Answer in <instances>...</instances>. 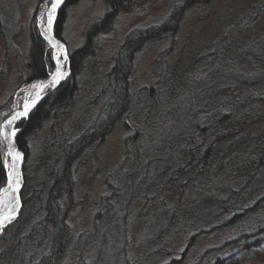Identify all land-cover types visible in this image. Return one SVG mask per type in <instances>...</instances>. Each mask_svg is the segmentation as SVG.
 Listing matches in <instances>:
<instances>
[{"label": "rangeland", "instance_id": "obj_1", "mask_svg": "<svg viewBox=\"0 0 264 264\" xmlns=\"http://www.w3.org/2000/svg\"><path fill=\"white\" fill-rule=\"evenodd\" d=\"M179 1L68 2L60 39L65 74L17 122L19 133L71 76V53L88 37L89 47L71 96L43 118L27 153L17 143L30 175L26 184L22 174L18 216L0 230V264H37L49 251L43 204L50 179L67 145L83 133L88 139L71 157V236L58 264H264L257 232L264 227V0H192L168 28ZM51 3L0 0L7 174L3 124L23 105L25 87L54 69L45 32ZM151 26L159 29L132 50L127 106L104 136H95L92 127L114 96L120 47L133 31ZM34 33L52 62L44 76L32 73ZM24 201L33 211L19 221ZM254 240L261 245L236 253Z\"/></svg>", "mask_w": 264, "mask_h": 264}, {"label": "trees", "instance_id": "obj_2", "mask_svg": "<svg viewBox=\"0 0 264 264\" xmlns=\"http://www.w3.org/2000/svg\"><path fill=\"white\" fill-rule=\"evenodd\" d=\"M71 1L74 0H66L65 6H63L59 11L55 27V35L59 39H62L61 33L62 26L65 20L67 4ZM111 1L116 7L119 3H122L125 0ZM191 1L192 0H180L174 6L169 23L166 24L168 25V28H170L171 25L176 23V17L179 16V10L182 8L183 4H187L188 2L190 3ZM207 1L209 0H204V2ZM111 13L113 14L112 11H109V13H107L106 15L109 14L110 16ZM158 29L159 28H156L155 26H151V28L147 29H137L136 31H133L131 34H129L125 42L120 47L114 66V72L116 77L114 96L113 99H111V101L109 102L104 112L105 116L103 117L104 114L100 116L94 124L95 130L92 127V133L94 131L95 136H104L105 132L110 129L114 118L118 117L121 114L122 110L127 106V81L129 76L128 72L131 67L132 50L137 48L140 45L141 41L147 38V35L151 34L152 36V33L157 31ZM38 37L39 36L36 33L33 34V42L31 48V68L33 74H39L44 76V74L46 73V69L52 68V62L50 60L49 54H47V56H44V52L46 51L44 50L43 44ZM149 39H151V37ZM88 44L89 37L82 47L78 48L73 53H71V56L69 57L71 76H69L67 81L61 83L59 87L54 90L49 97L43 99V101H41L37 105V107L32 111L28 120L22 122L21 126L23 130L18 135L17 143L25 153H27L25 148L28 138L31 136V134H34L37 129L41 126V121L47 115V113L52 112L55 106L64 103L71 96V93L75 87L74 75L76 73L78 74L80 71L79 69L81 64V58L86 53L87 47H89ZM92 133H90L89 131L86 134L91 136ZM87 139L88 138L86 137L85 133H83L81 137L77 138L76 140L67 145L64 150L61 163L59 164L57 169L54 170L53 175L50 179V187L45 197V203L43 204V218L49 225V230L52 233V238L49 251L45 254L44 257L37 261V264H58L62 257V252L64 251L63 249L69 241L71 231L70 226L67 222V216L68 211L72 208L74 202L73 190L75 187L74 174L71 169V157L86 142ZM1 151L2 149L0 146V189L2 185L5 184V182L7 181V170L4 165L3 155ZM23 173L25 176L24 182H26L27 184L28 176L30 174L27 169L26 161L25 164H23ZM28 203L26 204L25 201L23 202L19 221L25 220L29 215L32 214V204L29 201ZM241 207L243 210L247 208V206L245 205H242ZM31 229L34 230L36 229V227H32ZM257 232L258 234H263L260 236L261 238L264 237V227L258 228ZM250 243L251 242L244 243L242 245V248L237 250L236 253L247 251L250 246L255 247L254 245H261L260 243H257L256 240L252 241V244ZM220 263L221 260L217 261V264Z\"/></svg>", "mask_w": 264, "mask_h": 264}, {"label": "bare ground", "instance_id": "obj_3", "mask_svg": "<svg viewBox=\"0 0 264 264\" xmlns=\"http://www.w3.org/2000/svg\"><path fill=\"white\" fill-rule=\"evenodd\" d=\"M52 3L50 4L46 15L47 21L45 24V32L53 49L54 69L45 77L34 80L25 87V97L23 105L12 113V115L4 122L2 128V133L8 147V158L10 165L7 174V183L0 192V221H2V223H0V230H2L5 226L16 219L21 208L19 190L21 179H19V163L20 159L22 158V152L16 149L18 145L15 139V135H12V133L16 130L15 127L17 122L26 117L23 115L25 109L27 108L28 116L31 110L34 108L35 104L42 97V93L45 91V89L53 84L52 79L57 70V67L60 68V71L62 73L61 79L64 76L66 70L65 68L67 63V56L65 45L59 38V41H57L56 37L52 36L55 24L54 18L57 10L61 5L57 7L56 12L53 14L51 12ZM50 14L53 16L51 28H49L48 25Z\"/></svg>", "mask_w": 264, "mask_h": 264}, {"label": "snow or ice", "instance_id": "obj_4", "mask_svg": "<svg viewBox=\"0 0 264 264\" xmlns=\"http://www.w3.org/2000/svg\"><path fill=\"white\" fill-rule=\"evenodd\" d=\"M64 4V0H53V3H52V8H51V12L54 14L57 10V7L59 5H63ZM52 22H53V16L50 14L49 15V19H48V25H49V28H51V25H52ZM61 76H62V73L60 71V68L57 67V70L54 74V77L52 79V83L55 85V84H58L60 82V79H61ZM24 116H27V108L25 109L24 113H23ZM15 118V117H14ZM10 123V122H9ZM12 135H15V132L12 133ZM0 223H2V221H0Z\"/></svg>", "mask_w": 264, "mask_h": 264}, {"label": "water", "instance_id": "obj_5", "mask_svg": "<svg viewBox=\"0 0 264 264\" xmlns=\"http://www.w3.org/2000/svg\"><path fill=\"white\" fill-rule=\"evenodd\" d=\"M58 11V10H57ZM56 16H57V13H56V15H55V18H54V22H55V20H56ZM52 36H55L56 37V40L57 41H59V39H58V37L55 35V33H54V31H53V33H52ZM43 97V96H42ZM41 97V98H42ZM40 98V99H41ZM39 99V100H40ZM19 131H20V129H16L15 130V139H16V136H17V134L19 133ZM18 147V146H17ZM16 147V149H18L19 150V148H17ZM20 151V150H19ZM21 152V151H20ZM20 165H19V179H21L22 180V174H23V172H22V164H23V154H22V158L20 159V163H19ZM20 183V182H19ZM21 189H22V181H21V183H20V186H19V190L21 191ZM20 205H21V196H20Z\"/></svg>", "mask_w": 264, "mask_h": 264}]
</instances>
